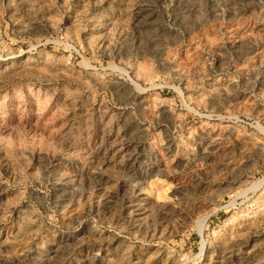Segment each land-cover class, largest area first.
<instances>
[{"label": "rangeland", "instance_id": "1", "mask_svg": "<svg viewBox=\"0 0 264 264\" xmlns=\"http://www.w3.org/2000/svg\"><path fill=\"white\" fill-rule=\"evenodd\" d=\"M0 264H264V0H0Z\"/></svg>", "mask_w": 264, "mask_h": 264}]
</instances>
